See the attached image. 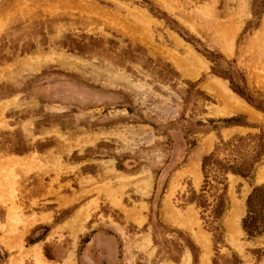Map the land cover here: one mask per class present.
Wrapping results in <instances>:
<instances>
[{"label": "rangeland", "instance_id": "374dc122", "mask_svg": "<svg viewBox=\"0 0 264 264\" xmlns=\"http://www.w3.org/2000/svg\"><path fill=\"white\" fill-rule=\"evenodd\" d=\"M230 78L264 108V0H0V264H264V155L201 190L264 142Z\"/></svg>", "mask_w": 264, "mask_h": 264}, {"label": "trees", "instance_id": "16d2710c", "mask_svg": "<svg viewBox=\"0 0 264 264\" xmlns=\"http://www.w3.org/2000/svg\"><path fill=\"white\" fill-rule=\"evenodd\" d=\"M212 55V54H211ZM213 61V57L209 56ZM215 64V63H214ZM214 72L220 74L218 71L213 70ZM227 77V75H225ZM231 83L232 90L236 92L239 96L244 98L248 103L253 105L255 108L264 111L262 105L253 97L248 91L244 88L239 87L236 84H233L231 78L229 79ZM225 124L238 123L236 117H229L222 120ZM215 128V126H213ZM259 144L256 149L253 157L250 161L244 160L240 164H233L229 162H222L214 157L212 153L202 156L201 159V169L204 173V184L202 186V191L205 190L207 186H212L208 180L207 173L210 170L211 166H215L217 171L221 172L223 175L227 172L232 174L240 175L243 178L251 179L253 175V169L255 163L258 162L261 156L264 155V142L261 141L259 136ZM216 177V175H213ZM222 180V181H221ZM222 183L223 191L218 194L216 202L213 207V212L215 217L220 216L223 211L226 209L225 204V190L226 183L223 181V177L219 180ZM191 201L196 202L197 205L205 208L207 206L206 202L201 198V195H193L190 199ZM240 226L244 234L248 238H253L259 235L264 234V184H258L252 186L250 192L248 193L245 199V213L240 219ZM214 237L215 234H214ZM218 238V236L216 237ZM1 258V256H0Z\"/></svg>", "mask_w": 264, "mask_h": 264}, {"label": "bare ground", "instance_id": "6f19581e", "mask_svg": "<svg viewBox=\"0 0 264 264\" xmlns=\"http://www.w3.org/2000/svg\"><path fill=\"white\" fill-rule=\"evenodd\" d=\"M235 98V97H234ZM236 99V98H235ZM236 101V100H235ZM237 103H239V101L238 102H236V104ZM260 178V177H259ZM244 197V196H243ZM237 206V205H236ZM235 206V207H236ZM238 207H240V206H238ZM237 217H238V215L237 214H235V212H233V215H232V217H231V221H235V223H236V220H237ZM230 218V217H229Z\"/></svg>", "mask_w": 264, "mask_h": 264}]
</instances>
